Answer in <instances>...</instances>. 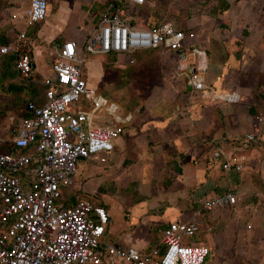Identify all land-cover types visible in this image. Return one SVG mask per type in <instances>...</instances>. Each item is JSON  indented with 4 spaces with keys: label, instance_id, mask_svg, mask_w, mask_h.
I'll return each mask as SVG.
<instances>
[{
    "label": "crops",
    "instance_id": "obj_1",
    "mask_svg": "<svg viewBox=\"0 0 264 264\" xmlns=\"http://www.w3.org/2000/svg\"><path fill=\"white\" fill-rule=\"evenodd\" d=\"M109 1L86 0L87 10L80 15L82 3L74 0L64 9L67 20L61 27L42 28V22L35 31L47 39L63 36L59 43L68 39L80 48ZM260 1L223 0L227 9L221 11L224 4L218 0L115 2L130 26L170 23L187 48L203 51L204 87L194 91L184 74L183 66L198 64L197 58L187 51L179 61L160 52L161 63H172L163 68L162 88L140 97L133 111L120 107L125 114L115 116L122 132L104 163L96 158L76 163L74 184L64 190L65 205L80 199L105 209L109 222L102 243L146 251L160 242L168 223L193 222L199 231L187 242L207 248L205 264H264V143H242L255 117L264 116V24L259 16L247 15ZM92 5L96 9L88 11ZM20 6L24 9L27 0ZM218 22L229 29H220ZM31 58L34 75L47 76L49 67L38 72L34 54ZM229 95L232 101L223 99ZM110 122L100 117L97 124ZM225 162L228 170L221 168ZM226 192L236 196L234 212L202 207L204 200Z\"/></svg>",
    "mask_w": 264,
    "mask_h": 264
},
{
    "label": "built area",
    "instance_id": "obj_2",
    "mask_svg": "<svg viewBox=\"0 0 264 264\" xmlns=\"http://www.w3.org/2000/svg\"><path fill=\"white\" fill-rule=\"evenodd\" d=\"M116 1L138 6L144 3L111 0L82 47L68 39L55 45L49 74L38 82L44 88L42 103L28 102L25 117L11 114L0 122V145L10 144L17 151L29 149L16 154L0 151V264H205L207 248L187 242L199 231L193 222L168 223L155 247L139 251L101 242L109 217L100 205L80 199L70 207L56 205L62 191L74 184L76 163L91 158L104 163L122 132L115 103L96 95L82 79L85 55L113 54L115 67L123 69L125 63L132 62L129 56L135 51L160 48L174 53L179 61L189 54L198 64L183 66L187 85L194 91L204 87L200 75L204 71L203 51L187 48L183 34L170 23L130 26ZM47 10V0H27L24 9L10 7L15 35L0 45V61L3 56H14L13 68L21 80L33 73V40L27 29L42 23ZM120 57L128 60L120 61ZM223 99L230 102L233 97ZM101 113L113 120L98 125ZM242 143H264V116L255 117ZM213 154L218 157L219 152ZM232 167L241 170L234 161ZM221 168L228 170L230 165L225 162ZM235 203V194L226 192L204 200L202 207H230L234 212Z\"/></svg>",
    "mask_w": 264,
    "mask_h": 264
},
{
    "label": "rangeland",
    "instance_id": "obj_3",
    "mask_svg": "<svg viewBox=\"0 0 264 264\" xmlns=\"http://www.w3.org/2000/svg\"><path fill=\"white\" fill-rule=\"evenodd\" d=\"M26 0H0V28L4 24L3 14L6 12L8 6L19 8ZM48 10L46 12L45 19L43 21L42 28L44 26H60L59 23L66 22L67 16L65 15V8H71L74 4V0H47ZM82 3L80 7V15L84 14L87 10V6L84 3L86 0H78ZM221 3L223 0H218ZM252 1V0H250ZM97 5H92L91 8L96 9ZM219 9L225 10L224 5L220 4ZM247 15H252V18L259 16L264 24V0L259 4L252 5V8L247 10ZM256 15V16H255ZM257 18V17H256ZM259 19V18H257ZM259 20V22H260ZM65 26V23L63 24ZM250 26V24H248ZM217 26L222 29H229V25L223 22H218ZM35 27L27 29V35L31 37L33 42L32 54H34V61L36 69L39 72L47 70L49 67L48 59L54 52V46L59 45L63 36L59 38L47 39L42 36L40 32L35 31ZM243 35L247 36L246 30L243 31ZM43 42H41V41ZM41 42V43H40ZM143 51L134 55V65L128 66L126 70L118 69L115 67L112 58L94 55H85L82 65V79L86 82L87 86L92 88L96 95L103 97L109 101H114L117 106L116 114L122 117L125 114L121 111V108L131 106L132 101L138 102L139 98L148 95L151 90L162 88L164 81V67L167 65L172 66V63H161L159 60V52H150L144 54V57L138 58V54L142 55ZM157 54V55H156ZM156 55V56H155ZM120 60V58H119ZM172 62V61H171ZM135 68L137 70L135 71ZM135 71V72H134ZM264 75V74H263ZM39 79L35 78L30 81H24L15 77L14 73L10 70H4L2 65L0 68V122H4L6 117L13 114L10 110L16 113L21 104L32 97V93L39 89ZM80 108H83L84 102L80 100ZM14 107H16L14 109ZM121 107V108H120ZM88 110V109H84ZM128 110V109H125ZM130 111V110H128ZM100 117H105L104 114H100ZM112 116H109L108 119ZM6 122V121H5ZM2 125H4L2 123ZM197 236V235H196ZM201 237V236H200ZM104 241V237H103ZM211 257L209 255L206 261Z\"/></svg>",
    "mask_w": 264,
    "mask_h": 264
},
{
    "label": "trees",
    "instance_id": "obj_4",
    "mask_svg": "<svg viewBox=\"0 0 264 264\" xmlns=\"http://www.w3.org/2000/svg\"><path fill=\"white\" fill-rule=\"evenodd\" d=\"M226 7L227 6L224 4V8H226ZM9 10H10V5L8 6L6 12L3 14L4 24L0 28V45H3V44L8 43L14 37V35H15V30H14V28L12 26V23L9 20V13H10ZM141 51H143L144 53H142V55H138V58H140L139 56H141V57L143 56L144 57V54H148L150 52H159L160 53L163 50L160 49V48H153V49L141 50ZM141 51H135V52H133V53L130 54V57H131V59L133 61H132V63L127 64L124 67L125 70H126V68L128 66H133L134 65L133 64L134 63V55L137 54L138 52H141ZM172 54H173L174 58H176V55L174 53H172ZM106 56L112 58L111 63L115 61V56L113 54H107ZM14 61H15V57L12 56V55L3 56L2 59H1V61H0V68H1V65H2V67H3L4 70H10V71H12L14 73L15 77H17L16 72L14 71V68H13ZM124 69H122V70H124ZM136 70H137V68H135V71ZM35 78L39 79L36 75H34V73H32L31 74V78L26 79L24 81H30V80L35 79ZM43 90H44V88L39 85V89L36 92H34V94L32 93V97L30 99L24 101L21 104L20 108L16 111V113L13 112V110L12 111L10 110V112H12L15 115L16 118H18V117H25L26 116L25 109H26V104L28 102H34L36 105H40L42 103V100H43L42 99ZM111 102H114V101H111ZM127 105L125 106V108H123L124 110L125 109H128L130 111H133V109L135 108L134 101H132L130 107H127ZM15 108L16 107H14V109ZM128 110H125V111L127 112ZM0 151L6 152V153H11V154H16L17 152H19V153H26V152L29 151V149L26 148V149H21V150L17 151L10 144H6V145H0ZM66 201H67V199H66V197L64 195V191H62V193H61V200L57 201L56 202V205L59 204V205H61L63 207H70V206L65 205Z\"/></svg>",
    "mask_w": 264,
    "mask_h": 264
}]
</instances>
